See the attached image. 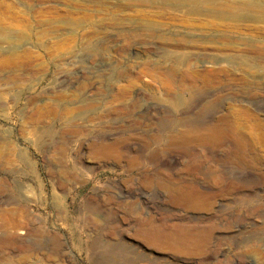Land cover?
<instances>
[{"label":"rangeland","instance_id":"1","mask_svg":"<svg viewBox=\"0 0 264 264\" xmlns=\"http://www.w3.org/2000/svg\"><path fill=\"white\" fill-rule=\"evenodd\" d=\"M0 264H264V24L0 0Z\"/></svg>","mask_w":264,"mask_h":264},{"label":"bare ground","instance_id":"2","mask_svg":"<svg viewBox=\"0 0 264 264\" xmlns=\"http://www.w3.org/2000/svg\"><path fill=\"white\" fill-rule=\"evenodd\" d=\"M170 3L174 8L180 10L181 12L194 14V15H211L219 20H232V21H242L250 20L260 24H264V0H240L231 2L230 11H215L213 13L207 12L201 7L200 0H170ZM208 3V2H205ZM228 124V128L234 131V127ZM224 126L222 124H217L213 128L204 131L202 136L213 137L216 135H221L223 132ZM109 144V143H108ZM102 145V144H101ZM110 146V145H109ZM6 223V221H5ZM8 225V224H7ZM8 228V226H7ZM24 232H19V235H24ZM165 241L170 244L172 247L178 248H188L184 244L183 236L171 234L169 237L165 238ZM187 244L191 245L186 241ZM193 246V245H192Z\"/></svg>","mask_w":264,"mask_h":264}]
</instances>
